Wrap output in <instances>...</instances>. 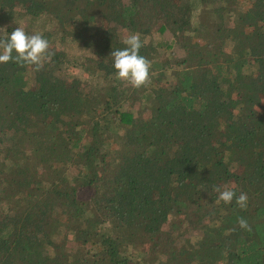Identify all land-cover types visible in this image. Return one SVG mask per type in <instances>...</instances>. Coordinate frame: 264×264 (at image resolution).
Listing matches in <instances>:
<instances>
[{"label": "trees", "instance_id": "16d2710c", "mask_svg": "<svg viewBox=\"0 0 264 264\" xmlns=\"http://www.w3.org/2000/svg\"><path fill=\"white\" fill-rule=\"evenodd\" d=\"M18 26L54 55L0 64V264H264V0H0Z\"/></svg>", "mask_w": 264, "mask_h": 264}, {"label": "clouds", "instance_id": "9594fccd", "mask_svg": "<svg viewBox=\"0 0 264 264\" xmlns=\"http://www.w3.org/2000/svg\"><path fill=\"white\" fill-rule=\"evenodd\" d=\"M122 42L126 45L125 48L112 50L110 53L115 78L133 88L146 86L150 83L151 62L140 55L139 51L148 43V39L142 41L139 33H130ZM52 55L54 53L50 51V42L42 33L29 34L21 26L9 33L0 27V64L12 61L21 66H32L33 70L39 71L44 63L51 60ZM257 110L259 111L258 108ZM213 192L218 193L217 202L230 204L235 200L239 208H247L249 198L245 192L241 191L237 195L234 188L221 185L213 186ZM237 223L239 228L251 231V226L245 218L238 217Z\"/></svg>", "mask_w": 264, "mask_h": 264}, {"label": "rangeland", "instance_id": "374dc122", "mask_svg": "<svg viewBox=\"0 0 264 264\" xmlns=\"http://www.w3.org/2000/svg\"><path fill=\"white\" fill-rule=\"evenodd\" d=\"M66 65H68V64H66ZM74 69H77V68L76 67H70L68 65L67 67L62 66L60 70H61V73H63L64 75H69L68 71L71 70L70 74H72L75 71ZM68 77H70V76H68ZM81 77H83V75Z\"/></svg>", "mask_w": 264, "mask_h": 264}]
</instances>
